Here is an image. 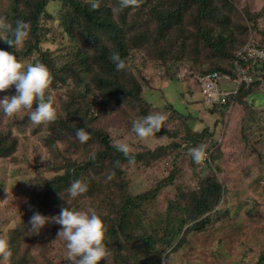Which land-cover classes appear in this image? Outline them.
<instances>
[{
    "label": "trees",
    "instance_id": "trees-1",
    "mask_svg": "<svg viewBox=\"0 0 264 264\" xmlns=\"http://www.w3.org/2000/svg\"><path fill=\"white\" fill-rule=\"evenodd\" d=\"M7 1L9 3L6 10L2 9L0 5V19L12 26L17 20H23L29 24V32L25 41L28 38L30 40L27 44H23L22 48H19L18 58L24 61V57L36 56L30 63H44L49 67L52 74L49 90L54 102L59 105L58 118L41 125H47L57 132L64 131L69 136H76L77 128L87 127L90 132L89 139H98L100 144V149L93 156L80 161L71 162L69 160L68 163L62 165L58 163L59 172L51 178H48L40 170L31 175L34 176L33 179H30L33 182L27 181L25 186L21 187L23 190L21 192L24 193L26 199L22 209L23 220L15 229L16 232L22 233V231L29 229L28 221L33 212L39 211L51 216L58 214L62 207L67 206L66 199L69 201V206L77 209H84L85 201L98 199L96 205L88 206L94 207L93 209L101 214L106 222V242L109 249H112L109 264H132L129 256H124L125 249L132 242L136 244L141 242L136 247L135 252H138V249H147L149 253L147 255L149 259L147 261L141 260L138 264H162L164 254H166L165 264H169L172 254L184 248L187 237L192 230H202L208 223L212 222L215 216L222 219L227 218L237 223L239 213L244 212L247 215L245 209L248 206L243 204L242 198L252 196V192L249 190L253 189L247 190L246 188L251 186L250 182L238 180L229 159L230 153L225 152L226 148L223 143L226 142L215 143L212 138L214 132L206 126L202 130H195L190 127L189 123L186 122L190 114H184L171 105L173 113L167 116L166 126L162 127L158 133L148 137L147 141L144 142L132 131V123L129 121L130 111L123 109L120 114L125 120L123 129L129 136L124 143L129 145L131 154L134 156L132 163H129L128 159L113 146L114 142L119 139L116 135H112L107 125L103 126L102 124L113 113L112 105L122 108L128 102L126 100L137 102V98L143 96L141 82H136L131 74H129V76L131 75L130 80L125 81L126 74L129 73L130 69L128 66L131 65L132 71V67L139 58L144 59L143 65H146L147 61H155L159 65L175 62H178L177 65H182L179 64L182 59L193 60L196 70L191 71L186 67V75L190 74V76L196 77L199 74L206 75L213 71H220L229 73L232 78L236 79L234 62L237 58V51L246 43L250 34L257 40H264V25L259 22L260 10L250 8L249 4L246 3L243 7L248 6L249 8H245L241 14L230 0H223L221 15L227 18L225 20L230 23L229 26L225 24L226 29L223 31H227L226 34L220 30L221 25H217L211 33L200 28L198 33L192 34V36L189 32L184 31L185 36L182 37L179 33L176 34V28L172 26V23L178 26L181 19L184 18L180 8L182 4L175 8H165L169 3L166 4V2L157 0L154 4L156 0H136L134 6L119 8L120 19L118 21L110 17L111 9L104 3L95 2L96 0L87 3H83L81 0H66L68 4L73 6L75 17L83 22V27L94 40H98L99 36L100 38L106 36L108 40L116 37L115 46L110 51L104 44H101L99 46L100 52H95L93 56L89 55V51L82 52L83 58L80 59H85L88 56L93 63L91 66L82 62H79L78 66H74V64H70L71 62H67L66 58L62 65V61L57 60L54 54L44 52L39 46L43 38L40 18L45 12L49 0ZM183 1L186 3L188 1L199 2L198 15L199 13L204 15L209 9H213L212 7L209 8L211 0ZM114 2L119 7V0H114ZM93 3L96 4V7L91 6ZM141 7L151 8L150 12L155 19L157 18L159 28L157 26L155 29L141 30L137 27L135 31L127 34V14L133 9L138 10ZM238 18L241 21L244 18V24L240 31L232 26V24H236L233 19ZM183 22L186 24L185 19ZM161 23L163 25H160ZM66 26L67 29L70 28L68 24ZM177 37H179L178 40H181L179 45H177ZM227 40L230 44L228 50L225 47ZM197 42L202 48L196 46ZM0 48L15 51L4 40H0ZM113 51L119 52L121 58L125 59L124 69L117 70L111 62L110 54ZM207 53L208 56L215 57L216 60L201 61L203 55ZM221 59L227 60V65H224ZM251 64L247 71L255 77L252 81L242 82L236 92H231L225 96L224 101L206 104L207 107H212L210 109L212 113L218 115L216 125L223 122L225 109L229 105L232 107L226 121L228 128L234 119L237 121L234 125L241 123V121H248L244 115L247 97L249 94L252 95L264 80V64ZM244 65L247 66L246 63ZM194 71L198 74H192ZM173 76L174 74H170V77ZM128 84H132V87H129ZM4 91L14 93L15 89L12 87ZM241 106L243 113L239 115L236 111ZM136 107H142L141 117L150 112L148 105H141L137 102ZM24 113L26 114L21 118V121L24 125L30 126L32 123L28 119L27 112ZM244 126L245 124H242V131L245 130ZM33 127L37 128L34 124ZM56 133L49 134L46 138L49 149L53 147V136ZM6 136L0 132V156L12 155L16 146V140L12 139L13 142L7 143ZM162 139L168 141L159 144H155V142L156 146L153 145L154 141ZM197 146L212 149L211 162L200 165L195 163L190 155L191 167L196 168V170L200 167V170L191 172V176L185 178L186 181L183 182L189 183L188 187L181 182V178L184 177L183 168L174 165L155 186L138 194H133L130 191V178L126 176L127 166L146 169L159 165L160 159L167 156L171 151L183 149L190 154V149ZM75 150L80 149L76 147ZM76 179L86 181L88 189L79 196L71 198L67 189L70 183ZM93 179L98 181L100 185L102 182L107 184L106 188H96L91 185ZM164 184H175L177 192L159 214L155 217L148 216L144 205L154 200ZM110 187L113 193L109 192ZM240 188L242 190L238 193ZM61 192L66 199L62 198ZM220 202H222V206L213 212ZM46 225L45 233L51 237L52 242L53 240L61 241L62 250L60 252L62 259L65 260L63 264H68L65 258L67 251L65 241L62 238H57L60 225L52 221ZM39 233L44 234V231ZM47 240L48 236L45 237V243H48ZM19 242L23 241L17 242L19 246L12 252L10 251L8 258L13 264H29L27 256L18 258L17 253L21 244ZM174 244L175 246H173ZM134 257L136 258V254ZM57 259L61 260V257L58 256ZM98 264H107L106 258L99 261ZM242 264H264V252L256 255L254 261H245Z\"/></svg>",
    "mask_w": 264,
    "mask_h": 264
},
{
    "label": "rangeland",
    "instance_id": "rangeland-1",
    "mask_svg": "<svg viewBox=\"0 0 264 264\" xmlns=\"http://www.w3.org/2000/svg\"><path fill=\"white\" fill-rule=\"evenodd\" d=\"M81 1L87 3L95 0ZM158 1L169 3L165 8H175L182 4L180 8L184 18L181 19V23L178 26L172 23V26L176 28V34L179 33L182 37L185 36L183 34L184 31L189 32L192 36V34H197L200 28L211 33L217 25H221L220 30L224 34L227 33V31L223 30L226 29L225 24L229 26L230 23L225 20L227 18L221 15L223 0H211L209 8L212 7L213 9H209L204 15H201V13L198 15L199 2L188 1L186 3L183 0ZM230 1L241 14L242 11H245V8H249L248 6L243 7L246 3L249 4L250 8L260 10L259 22L264 25V0ZM95 2L106 4L112 12L110 17L119 21L120 7L115 4L114 0H96ZM156 2L157 0L154 4ZM8 3L7 0H1V8L6 10ZM150 11L151 8L149 7H141V9H133L129 12L127 14V34L135 31L137 27L141 30L155 29L158 26L157 18L155 19ZM74 14L73 6L68 4L66 0H49L45 12L40 18L43 38L39 46L44 52L54 54L57 60L62 61L61 64L65 63L64 59L66 58L67 62H71L70 64H74V66H78L79 62L91 66L93 63L88 56L85 59H80L83 58L82 52L89 51V55L93 56L95 52H100L99 46L101 44H104L110 51L115 46L116 37L108 40L106 36H101V38L99 36L98 40H94L83 27V22L77 19ZM184 19L186 24L183 22ZM233 21L236 24H232V26L240 31L244 24V18L242 21L239 18L233 19ZM66 24L69 25V29H67ZM160 25L163 24L161 23ZM178 39L179 37H177V45L181 44V40ZM29 40L30 38L24 41L23 44H27ZM196 44V46L202 48L198 42ZM225 47L227 50L228 47L230 48L228 40ZM20 48L22 47L20 46ZM33 58L35 59L36 56L24 57V62L30 63ZM142 59L139 58L134 67H132V71L131 65L128 66L130 69L129 73L126 74L127 76L131 74L136 82L139 81L142 84L141 91L144 93V97L137 98V102L141 105H148L150 112L159 111L166 114V116L172 115L173 109L171 107L173 106L184 114H190L186 122L189 123L192 129L202 130L205 126L208 127L210 131L214 132L212 138L215 143L226 142L223 143L226 148L225 152L230 153L229 159L235 169L238 180L250 182L251 186L246 188L247 190L253 189L249 190L252 192L251 197L245 196L242 198L243 204L248 206L245 209L247 215L244 212L239 213L237 215V223L227 218L222 219L213 216L212 222L208 223L202 230H192L189 233L186 245L172 254L169 264H242L245 261H254L256 255L258 256V254L264 252V80L260 87L247 97V102L244 105V115L248 121H241V123L234 125L236 121L234 119L232 125L228 128L226 121L232 105L225 109L223 122L216 125L217 113H212L210 111L212 107H207L202 101L194 75H186L187 68L191 71L196 70L193 60L182 59L181 63H179L182 65H177L178 62L159 65L155 61V63L147 61L146 65H143L144 59ZM209 60H216V58L208 56V53L201 58V61ZM221 62L224 65L228 63L224 59H221ZM183 65L185 67L178 68V66ZM94 68L97 69L96 66ZM170 74H174V76L170 77ZM192 74L198 73L194 71ZM127 76L125 81L130 80V76ZM233 85L234 82H221V86L226 88L233 87ZM128 86L132 87V84H128ZM7 94H10V92H0V96ZM126 101L128 102L124 104L125 107H120L121 109L112 105L113 113L102 124L103 126L107 125L112 135H116L119 139L117 141L121 142H126L129 138L128 133H125L123 129L125 120L120 115L123 109L130 111V122L142 116V107H136L137 102L135 100ZM236 112L239 115L243 113L242 106ZM25 114L22 112L15 116H5L0 112V132L7 135V143L16 140L12 155L0 156V241L4 242V248L9 254L10 251L12 252L19 246L17 243L19 240L23 241L19 242L21 244L17 253L18 258L27 256L29 264H63L65 260L62 259L60 252L62 250L61 241L53 240L52 242L51 237L45 233V228L48 225L41 230L44 231V234L31 233L29 229L22 231V233L15 230L23 220L22 209L26 199L24 193L21 192L23 191L21 187H24L27 181L22 179H33L34 176L31 175H34L35 171L38 170L45 173L48 178H51L59 172L58 163L62 165L68 163L69 160L71 162L80 161L93 156L100 149V144L98 139L95 138L81 143L76 136L66 135L64 131L57 132V130H53L47 125H35L37 128L33 127V124L26 126L21 121ZM242 124H245L244 131H242ZM53 133H56L53 136V147L49 149L46 138ZM147 139H143V141L145 142ZM167 141L164 139L157 140L153 142V145ZM76 147L80 150H75ZM39 153H43L46 159H42V154ZM210 162L211 158L207 163ZM159 163V165L146 169L126 167V176L130 178L129 189L133 194L141 193L147 188L155 186L168 174V171L174 165L183 168L184 177L181 178V182L186 181L185 178H189L191 172L200 170V167L197 170L191 167L190 154L183 149L171 151L167 156L160 159ZM188 184L183 182L186 187H188ZM91 185L96 188H106L107 184L105 185L102 182L100 185L98 181L93 179ZM241 190L242 188L238 190V193ZM109 192L113 193L111 187ZM176 192L177 187L175 184H164L154 200L144 205L147 215L155 217L159 214ZM98 201V199L85 201L83 204L85 206L84 209H93L94 207L88 205H96ZM221 203L213 212L222 206ZM44 236H48V243H45ZM13 240L14 243H12ZM140 244L141 242L138 244L132 242L125 249L124 256H129L132 264H138L141 260L147 261L149 259L147 258L149 254L147 249H138V252H135L137 250L136 247ZM110 252L112 253V249H110ZM135 254L137 259L134 257ZM0 255L2 256H0V264H13L8 257L7 259L4 258L2 252H0ZM58 256L61 257V260L57 259ZM162 257V264H165L166 254Z\"/></svg>",
    "mask_w": 264,
    "mask_h": 264
},
{
    "label": "clouds",
    "instance_id": "clouds-1",
    "mask_svg": "<svg viewBox=\"0 0 264 264\" xmlns=\"http://www.w3.org/2000/svg\"><path fill=\"white\" fill-rule=\"evenodd\" d=\"M134 5L136 0H119L121 9ZM91 6L96 7V4L93 3ZM28 32L29 24L26 21L17 20L12 26L0 19V40L6 41L15 50L0 48V92L12 87L15 89L14 93L0 96V112L5 116L27 112L29 121L34 125H40L58 118L59 105L54 102L50 94L49 85L52 74L49 67L41 62L26 63L17 56ZM110 60L117 70L125 68V61L119 52L113 51L110 54ZM166 120V114L159 111L150 112L132 120V131L143 140L165 127ZM75 135L81 143H84L89 139L90 132L87 127H79ZM113 146L128 159L129 163L133 162L134 156L127 143L115 141ZM39 154H42V159H46L43 153ZM190 155L195 163H200L204 156L203 146L191 148ZM87 189L86 181L76 179L70 183L67 191L71 198H75ZM61 195L63 199H66L62 192ZM66 201L67 206L62 207L58 214L49 216L39 211L33 212L28 221L30 232L38 234L49 221L55 222L60 225L57 238L65 241L67 250L65 258L68 264H98L105 258L109 264L111 252L106 242L107 225L102 215L94 209L71 207L69 201L67 199ZM0 252L7 259L9 252L5 250L3 241H0Z\"/></svg>",
    "mask_w": 264,
    "mask_h": 264
},
{
    "label": "built area",
    "instance_id": "built-area-1",
    "mask_svg": "<svg viewBox=\"0 0 264 264\" xmlns=\"http://www.w3.org/2000/svg\"><path fill=\"white\" fill-rule=\"evenodd\" d=\"M251 63L264 64V40H257L250 34L246 43L237 51V58L234 62L236 79L232 78L229 73H222L220 71H213L206 75L199 74L195 77L204 103L209 105L217 101H224L225 96L231 92H236L242 82L252 81L254 77L250 74L251 72L247 71L250 69ZM226 81L234 82V86L231 88L222 87L221 82ZM211 152L212 149H204V156L199 163L200 165H204L210 161Z\"/></svg>",
    "mask_w": 264,
    "mask_h": 264
}]
</instances>
